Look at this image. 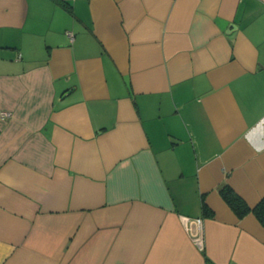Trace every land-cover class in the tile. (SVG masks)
Listing matches in <instances>:
<instances>
[{
    "label": "crops",
    "instance_id": "1",
    "mask_svg": "<svg viewBox=\"0 0 264 264\" xmlns=\"http://www.w3.org/2000/svg\"><path fill=\"white\" fill-rule=\"evenodd\" d=\"M65 1L0 0V264H264V0Z\"/></svg>",
    "mask_w": 264,
    "mask_h": 264
},
{
    "label": "trees",
    "instance_id": "2",
    "mask_svg": "<svg viewBox=\"0 0 264 264\" xmlns=\"http://www.w3.org/2000/svg\"><path fill=\"white\" fill-rule=\"evenodd\" d=\"M56 3L66 4L65 0H53ZM221 197L225 203L230 207L238 219L243 218L248 213H253L256 218L264 224V197H262L259 202L251 207L247 202L227 183H223L218 189ZM203 213L206 215H211V211L208 210L207 206L202 204ZM209 264L211 263L207 260Z\"/></svg>",
    "mask_w": 264,
    "mask_h": 264
},
{
    "label": "built area",
    "instance_id": "3",
    "mask_svg": "<svg viewBox=\"0 0 264 264\" xmlns=\"http://www.w3.org/2000/svg\"><path fill=\"white\" fill-rule=\"evenodd\" d=\"M2 116H8L9 112H2ZM185 226L186 230L197 245L198 248L202 249L204 246V233H203V218L198 217H185Z\"/></svg>",
    "mask_w": 264,
    "mask_h": 264
}]
</instances>
